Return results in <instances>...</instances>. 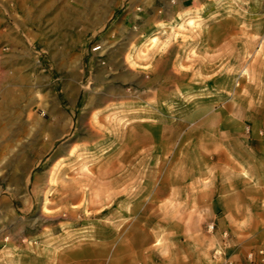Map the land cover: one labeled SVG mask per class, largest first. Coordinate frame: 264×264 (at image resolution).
<instances>
[{"label":"rangeland","instance_id":"obj_1","mask_svg":"<svg viewBox=\"0 0 264 264\" xmlns=\"http://www.w3.org/2000/svg\"><path fill=\"white\" fill-rule=\"evenodd\" d=\"M127 1H0L22 10L13 17L33 51L23 64H0V138L10 137L0 145V264L122 254V240L153 223V209L140 206L156 186L179 182L194 156L221 145L241 153L264 138V0H173L149 27L133 15L119 23ZM98 43L112 70L88 76L86 53ZM48 76L57 89L77 81L75 126L58 156L39 139L57 97Z\"/></svg>","mask_w":264,"mask_h":264},{"label":"crops","instance_id":"obj_2","mask_svg":"<svg viewBox=\"0 0 264 264\" xmlns=\"http://www.w3.org/2000/svg\"><path fill=\"white\" fill-rule=\"evenodd\" d=\"M7 1L20 6L22 0ZM172 1L149 0L146 8L141 0H128L126 7L129 6L130 11L120 15L123 20L119 23L133 15L129 22L138 27H149L159 17V11L171 9ZM180 1L184 7L188 6V1L193 4V0ZM157 3H161V6ZM139 5L144 9H138ZM135 9L140 13L135 14ZM21 11L17 9V14L13 15L10 9L0 8L1 65L23 64L27 55L33 53L21 37L25 32V23L13 17L20 16ZM99 44L102 50L103 43ZM103 48L100 54L86 53L84 69L88 76L92 71L107 75L112 70L110 54ZM34 54L38 62L43 60L39 52ZM97 56L102 58L98 59ZM46 59L56 73L63 71L54 58ZM99 60H104L105 64L99 65ZM122 65L123 56L120 68ZM41 71L49 74L47 67ZM115 71H118L117 64ZM50 77L47 88L51 93H56V103H51L48 119L39 126V139L41 146L49 145L52 155L58 156L63 149V141L71 136L75 126L76 101L68 97L75 95L77 81L67 76L57 89ZM24 79L29 80V77ZM7 83L10 86V82ZM58 93L67 98L66 105L61 104ZM250 131L247 128L245 132L249 134ZM9 139L0 138V145H5ZM257 140L255 148L248 147L249 150L241 153H236L235 146L226 148L221 145L216 150H210L208 156H194V167L189 166L181 171L179 182L156 186L152 196L141 204L140 208L153 209L156 215L153 223L146 228L139 226L137 231H133V240L129 244L122 240L121 243L127 246L122 254L119 249L110 253L101 249L95 264H252L247 259L249 253L253 254V264H264V138ZM215 154L218 156H213ZM3 188L2 192H6V186ZM210 224L213 230L209 231L207 226ZM259 252L263 255H259ZM77 255L81 254L74 253L75 257ZM82 256L85 260L83 264L92 263L86 260L85 253ZM68 263L72 264L71 261Z\"/></svg>","mask_w":264,"mask_h":264},{"label":"built area","instance_id":"obj_3","mask_svg":"<svg viewBox=\"0 0 264 264\" xmlns=\"http://www.w3.org/2000/svg\"><path fill=\"white\" fill-rule=\"evenodd\" d=\"M101 50V46L100 45H97L95 47H93L91 49V52H98ZM207 230H213V225H208L207 226ZM259 255H263L262 252H259ZM247 259L253 264L254 263V257H253V254L252 253H249L248 256H247Z\"/></svg>","mask_w":264,"mask_h":264}]
</instances>
